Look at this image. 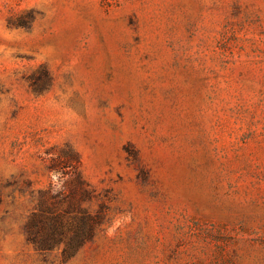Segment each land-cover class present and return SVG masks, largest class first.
<instances>
[{
    "label": "rangeland",
    "instance_id": "374dc122",
    "mask_svg": "<svg viewBox=\"0 0 264 264\" xmlns=\"http://www.w3.org/2000/svg\"><path fill=\"white\" fill-rule=\"evenodd\" d=\"M0 264H264V0H0Z\"/></svg>",
    "mask_w": 264,
    "mask_h": 264
},
{
    "label": "trees",
    "instance_id": "16d2710c",
    "mask_svg": "<svg viewBox=\"0 0 264 264\" xmlns=\"http://www.w3.org/2000/svg\"><path fill=\"white\" fill-rule=\"evenodd\" d=\"M78 161V160H77ZM78 183L83 186L85 181L81 179L80 173H78ZM45 201L42 200L39 206V211L36 213H32L27 225H26V233L28 237V241L35 245L38 250H48L53 248L61 239H58L60 235H63V224L60 221L54 219V225L51 233H44L45 225H44V212H45ZM43 209V210H42ZM93 223L86 230L78 229L75 233L77 241L80 243H84L90 235L93 234L95 225L98 224L96 219H92ZM59 222V224H58ZM58 236V237H57ZM67 257L70 254L66 253Z\"/></svg>",
    "mask_w": 264,
    "mask_h": 264
}]
</instances>
